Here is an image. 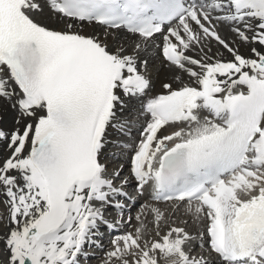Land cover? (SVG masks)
I'll return each instance as SVG.
<instances>
[{
  "label": "snow or ice",
  "instance_id": "1",
  "mask_svg": "<svg viewBox=\"0 0 264 264\" xmlns=\"http://www.w3.org/2000/svg\"><path fill=\"white\" fill-rule=\"evenodd\" d=\"M94 260L264 264V0H0V264Z\"/></svg>",
  "mask_w": 264,
  "mask_h": 264
},
{
  "label": "bare ground",
  "instance_id": "2",
  "mask_svg": "<svg viewBox=\"0 0 264 264\" xmlns=\"http://www.w3.org/2000/svg\"><path fill=\"white\" fill-rule=\"evenodd\" d=\"M161 90H160V88H159V85L157 84V86L153 89V91L151 92V94L153 95V94H157V93H159ZM140 203H144V200L142 199V200H140L139 202H138V205H137V207L136 208H134L133 209V211H132V215L133 216H135V213L139 210V204ZM161 206H163V205H161ZM177 215V219L179 220V219H182V217L180 216V214L179 213H177L176 214ZM147 220L148 221H151L152 220V217H151V215L149 214V216L147 217ZM133 223H135V221H133ZM93 264H99V261H93Z\"/></svg>",
  "mask_w": 264,
  "mask_h": 264
},
{
  "label": "rangeland",
  "instance_id": "3",
  "mask_svg": "<svg viewBox=\"0 0 264 264\" xmlns=\"http://www.w3.org/2000/svg\"><path fill=\"white\" fill-rule=\"evenodd\" d=\"M95 261V260H94ZM91 264H93V261L91 262Z\"/></svg>",
  "mask_w": 264,
  "mask_h": 264
}]
</instances>
